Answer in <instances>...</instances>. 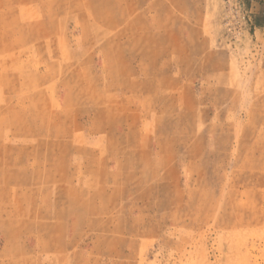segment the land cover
Here are the masks:
<instances>
[{"label": "rangeland", "instance_id": "obj_1", "mask_svg": "<svg viewBox=\"0 0 264 264\" xmlns=\"http://www.w3.org/2000/svg\"><path fill=\"white\" fill-rule=\"evenodd\" d=\"M153 1L0 0V264H56L59 250L66 264H264V30L246 0H210L224 62L175 87L132 84L152 89L132 96L105 68L154 73L128 58L156 43ZM75 139L113 141L118 157L83 203L67 194L65 231L48 242L34 228L33 243L13 219L63 213L57 150ZM70 163L66 186H77ZM88 204L104 208L95 226L70 225Z\"/></svg>", "mask_w": 264, "mask_h": 264}, {"label": "crops", "instance_id": "obj_2", "mask_svg": "<svg viewBox=\"0 0 264 264\" xmlns=\"http://www.w3.org/2000/svg\"><path fill=\"white\" fill-rule=\"evenodd\" d=\"M157 3H159L157 9L159 8L161 11L159 22L157 21L155 23L156 26L150 30V32H153V40L156 43L147 45L141 42L137 43L136 47L134 49L132 48L131 51L130 48L128 49L129 59L136 60L138 67H153L154 73H148L149 75H146L143 72L141 75L139 69H133L130 72L128 71L126 76H117L111 73L108 67L105 68V81L109 85L119 82L128 83V92H131L132 96L140 93L138 97L144 98V94L152 90L147 88L146 85L137 89L138 86L135 87L132 84L145 83L146 81L162 83V81L166 82L168 79L171 84H174L173 87H175V84L178 82H188V80L191 79L188 76H193L195 67H208L210 58L213 60L217 58L218 61L222 60V62H224L225 59V54L222 51H215L216 49L213 48L216 36L215 33L209 30L211 29V22L214 24L213 17L210 18L212 7L210 0H154L153 8L155 10ZM246 4L251 12L255 30L257 32L264 30V0H246ZM157 39L159 41H157ZM164 67L170 70L175 68L177 71L171 70L168 73L166 70L167 74L165 78L162 79L158 72ZM172 72L174 76H171ZM142 94L143 96H140ZM112 142L113 141L110 142L108 139H75L74 141H69L70 144L68 148H66V143H64L62 149L59 148L57 150L58 160L56 162L58 171L57 178L59 182L57 186L58 198L54 197V204L58 205L56 208L59 209V211L62 210L63 213L59 214L57 219H50L38 215V213L31 208V212L25 217V220L17 217L13 219V223L17 226H23L25 224L28 229V236L32 237L33 243L35 239L34 228H43L41 231L42 237L44 241L48 242L53 240L51 228H54V226H61L65 231L66 215L64 212L67 208V194L70 199V194L73 192L71 189H74L77 192V196L81 197L79 201L82 203L85 196L94 194L93 188L97 176L95 171L106 172V160L109 156L111 159H116L118 157H115L113 154L111 148H113L114 145ZM67 160L71 161L70 164H75L74 170L71 171L74 175L71 176L74 180L77 178V186L71 183L66 186V182L69 178V174L64 172L67 166ZM47 168L49 170L50 167ZM75 191L74 193H76ZM75 203H77V201H75ZM102 207L103 206L99 208L92 204L83 207L79 205V207H74V209L72 207L74 212L78 209L83 211V213H75L73 217L69 218V224L74 225L75 228H90L95 226L94 222L96 218L94 212L99 209L104 210ZM54 209L55 208H53V210ZM34 212H36V216ZM81 217H83L84 220H81ZM64 231H58V248L62 249L65 248L66 240L63 233ZM76 231L77 233L75 234L80 235V231ZM44 241L43 243H45ZM33 251L34 245L33 250L30 251L31 256H33ZM55 255L58 256L56 264H66L65 250H59L55 252ZM75 264H77V262Z\"/></svg>", "mask_w": 264, "mask_h": 264}, {"label": "built area", "instance_id": "obj_3", "mask_svg": "<svg viewBox=\"0 0 264 264\" xmlns=\"http://www.w3.org/2000/svg\"><path fill=\"white\" fill-rule=\"evenodd\" d=\"M245 16L244 15H241V16H236V18L234 19L235 20V23H239L242 19H244Z\"/></svg>", "mask_w": 264, "mask_h": 264}, {"label": "bare ground", "instance_id": "obj_4", "mask_svg": "<svg viewBox=\"0 0 264 264\" xmlns=\"http://www.w3.org/2000/svg\"><path fill=\"white\" fill-rule=\"evenodd\" d=\"M102 120V119H101Z\"/></svg>", "mask_w": 264, "mask_h": 264}]
</instances>
